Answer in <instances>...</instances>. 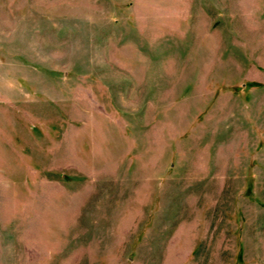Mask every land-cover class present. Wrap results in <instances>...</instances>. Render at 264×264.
<instances>
[{
  "label": "rangeland",
  "instance_id": "1",
  "mask_svg": "<svg viewBox=\"0 0 264 264\" xmlns=\"http://www.w3.org/2000/svg\"><path fill=\"white\" fill-rule=\"evenodd\" d=\"M0 264H264V0H0Z\"/></svg>",
  "mask_w": 264,
  "mask_h": 264
}]
</instances>
